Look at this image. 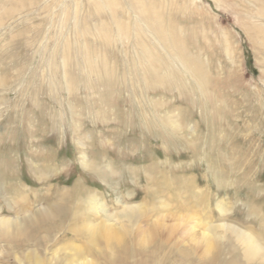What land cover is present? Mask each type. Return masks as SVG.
<instances>
[{
  "label": "rangeland",
  "instance_id": "rangeland-1",
  "mask_svg": "<svg viewBox=\"0 0 264 264\" xmlns=\"http://www.w3.org/2000/svg\"><path fill=\"white\" fill-rule=\"evenodd\" d=\"M104 2L31 0L9 18L1 14L0 216L49 201L63 204L64 214L39 233L42 243L1 235L0 264H19L15 255L29 251L41 264H62L70 243H87L74 228L94 215L91 194L108 211L147 200L154 211L137 220L142 227L165 212L160 202L185 213L183 204L203 194L207 201L189 211L210 224L229 216L227 223L261 233L264 244L260 4L148 0L166 30L160 44L150 32L137 34L145 27L134 28L127 0L110 1L112 16ZM245 28L257 33L255 42ZM187 53L197 69L175 61ZM145 54L162 77L150 76ZM104 253L88 257L103 264Z\"/></svg>",
  "mask_w": 264,
  "mask_h": 264
},
{
  "label": "bare ground",
  "instance_id": "bare-ground-1",
  "mask_svg": "<svg viewBox=\"0 0 264 264\" xmlns=\"http://www.w3.org/2000/svg\"><path fill=\"white\" fill-rule=\"evenodd\" d=\"M4 1L6 0H0V21L3 19L1 14L9 18L8 14L12 13L11 11L23 10L25 3L31 0H7L6 3ZM105 1L104 6L112 16L111 0ZM254 1L260 4L257 12L261 15L264 14V0ZM147 2L148 0H127L128 9L134 14L135 20L138 21L135 23L134 28L145 27L146 29L137 28V34L150 32L149 34L153 38H157V41L161 44V41H165L164 32L166 30L157 17L158 15L156 16V9H153L150 2ZM118 22L120 25L122 24L120 19ZM2 24L0 23V25ZM252 29L245 28L247 33L252 32ZM260 29H262L260 30L262 32L261 46L264 48V28ZM169 36L172 37V35ZM255 37H257V33L252 32L249 35V38L254 42ZM173 55L176 54L173 52ZM145 56L148 55L145 54ZM150 57L154 66L151 60H148V57L145 59L147 63L151 64V70L155 73L151 72L150 76L156 79V62L152 55ZM176 58L175 61L181 62L182 67L189 71L197 69L196 65H199V60L190 53ZM158 76L162 77V74L160 73ZM159 81L163 80L160 79ZM66 88H68V92H72L70 84L69 86L66 84ZM169 122H172V120L169 119ZM196 199L188 206L183 204V207L187 208L185 213H174L168 209L165 202H160V206L165 212H157V217L153 218L147 226L142 227L137 225V220L139 218H151V212L154 211L151 209L152 205L147 204L146 199V201L139 203H125L119 209L115 208L113 211H108L107 204L103 205L101 201H98L95 194H91L87 198V210L94 213V215L85 216L83 222L77 228H74L83 232L87 243L84 246L70 243L67 247L69 251H66L67 255L62 264H97L92 258L88 257L91 252L93 253V250L94 253L96 251L101 254H105L104 251L109 252V256L103 264H150L154 256L159 255L161 253L159 251L166 247L168 251L166 249L165 252L167 253L158 258V264H193L196 260H200V264H264V244L260 239L261 233L259 236L258 233L254 234L250 229H243L236 226L237 224L227 223L229 216H225L226 221L222 220L223 222L219 224H210V221L201 219L197 211H189L191 210L190 206L196 207L200 201H205V199L207 201L208 197L202 194L199 199ZM58 202H45L42 207H38L32 213L29 212L30 208L28 206L24 207L21 216L16 215L12 218L0 216V236L10 234V239L13 240L10 243L15 244L14 241H17L18 245H23L30 240L42 243L44 236H40L39 233L44 229H52V220L54 218L56 220L64 214L63 204L60 205ZM104 203L106 202L104 201ZM220 203L222 202L219 201L216 206L219 212L224 214L226 206ZM101 211L103 215L99 213ZM149 213L151 217H148ZM209 218H211V215ZM169 220L172 222L169 223ZM261 221L264 224V216H262ZM7 238L9 239V237ZM150 245L151 247L148 248ZM15 258L19 264L23 260H27L26 264H41L38 255L30 251L23 259L17 254Z\"/></svg>",
  "mask_w": 264,
  "mask_h": 264
}]
</instances>
